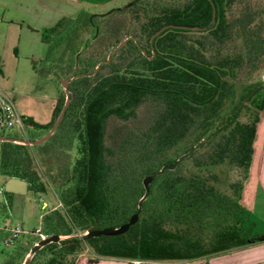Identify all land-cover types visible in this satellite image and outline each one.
<instances>
[{
	"label": "trees",
	"instance_id": "1",
	"mask_svg": "<svg viewBox=\"0 0 264 264\" xmlns=\"http://www.w3.org/2000/svg\"><path fill=\"white\" fill-rule=\"evenodd\" d=\"M119 18L132 19L135 33L129 38L136 43L128 41L88 77L124 40L111 30ZM163 27L168 28L150 41ZM41 40L46 55L31 64L38 78L86 75L68 85L70 104L47 142L33 148L0 143V176L24 182L41 198L49 190L55 195L56 206L41 217L43 236L126 224L144 193L142 180L172 165L179 156L170 152L185 140L191 144L183 154L204 142L174 171L152 180L138 221L125 234L50 244L30 264H74L86 249L92 261L191 262L264 243L240 204L264 109L263 88L246 90L227 111L240 80L264 66V10L236 0H132L105 14L81 11L75 19L63 18L44 30ZM92 46H103V55L91 52ZM145 103L155 108L149 125L120 132L107 145L108 121L135 122ZM63 104L61 91L46 125L25 118L33 131L26 139L47 134ZM186 163L190 169L182 173ZM230 170L238 171L241 181L222 190ZM11 203L4 193L0 211L7 215ZM32 239L1 251L0 264H21L40 240Z\"/></svg>",
	"mask_w": 264,
	"mask_h": 264
},
{
	"label": "crops",
	"instance_id": "2",
	"mask_svg": "<svg viewBox=\"0 0 264 264\" xmlns=\"http://www.w3.org/2000/svg\"><path fill=\"white\" fill-rule=\"evenodd\" d=\"M95 0H0V90L1 82L8 84L18 72L19 66L31 67L32 62L43 60L46 45L42 43V32L53 27L59 20L75 19L81 11L89 13ZM105 2L97 3L104 6ZM12 72H14L12 74ZM4 94V93H3ZM16 107V99H12ZM22 97L17 101H21ZM36 105L43 106L45 101L37 100ZM55 98L50 102L45 116L36 114L35 121L29 114L25 103L23 112L18 113L40 125L50 122L55 106ZM20 104V103H19ZM19 106V105H18ZM20 109V107H19ZM240 204L250 213L254 223L264 225V109L260 114L252 144V159L240 198ZM47 203H43V206ZM255 221V222H254ZM262 235V234H260ZM88 259L79 255L74 264H128V261L113 259ZM163 264V263H150ZM188 264H264V244L234 250L208 259L192 261Z\"/></svg>",
	"mask_w": 264,
	"mask_h": 264
},
{
	"label": "rangeland",
	"instance_id": "3",
	"mask_svg": "<svg viewBox=\"0 0 264 264\" xmlns=\"http://www.w3.org/2000/svg\"><path fill=\"white\" fill-rule=\"evenodd\" d=\"M94 6L89 10V14L91 15H101L105 14L113 9L122 8L130 3L132 0H95ZM105 2L104 6H97V3ZM238 5L243 6L250 4L252 7H257L259 10H264V0H236ZM240 3H243L242 5ZM111 30L113 31V36L119 34L121 38L124 40L129 38V36L135 33V25L132 19L129 18H119L114 24H112ZM107 43L112 45L114 42V38L112 35H107ZM83 38H90L89 34H83ZM114 50V49H113ZM91 52L101 54L104 53L103 46L91 47ZM14 72H12L13 74ZM70 75L67 77L68 79ZM64 79V78H63ZM61 79V80H63ZM61 80L58 81L57 78H48V79H40L38 78L31 67L28 65L26 67L19 66L18 72L13 74L8 84H4L1 82L3 89V93L10 99L15 98L16 101V109L19 112H23L21 109V105L25 103L27 107V115H31L35 121H41L37 119L36 114L45 116L48 113V109L50 106V102L55 98V105L58 99L61 96L62 88L60 86ZM260 85L263 88L264 93V66H262L258 71L253 73L248 78H242L239 84L234 88L235 95L227 104V111L232 107V104L239 103V97L242 94H245L246 90L250 89L253 86ZM63 92V91H62ZM22 97L23 102L17 101L18 98ZM37 100L45 101L43 106L40 107L36 105ZM65 101V98H64ZM20 103V104H19ZM19 105V106H18ZM20 107V109H19ZM55 107V106H54ZM154 106L151 103H145L141 107L137 109V119L135 122L131 123H121L115 119H110L106 126V144L112 145L117 141V134L120 132H124L125 130L132 129L133 127L137 128H146L152 120L154 114ZM226 111V112H227ZM244 111L239 116V119H244ZM52 118V116H51ZM51 121V120H50ZM28 137L33 135V131L27 130ZM35 133V132H34ZM11 135L10 133H4L0 131V135ZM35 135V134H34ZM39 135V134H37ZM204 141V140H202ZM191 144V140L187 139L180 145H178L175 150L170 152V157L174 156H182L183 152L186 148ZM203 144V143H202ZM200 149V148H199ZM198 149V150H199ZM197 150V151H198ZM190 169V164L186 163L181 168V172L185 173L186 170ZM242 175L235 170H230L227 174L226 181L223 183L224 186H221L222 190L227 189V184L232 182H240ZM223 181L225 179H222ZM243 184V183H242ZM0 188L4 190L5 194H9L12 196V203L10 207V212L5 215L4 212L0 211V252H11L12 246L5 249L3 246V240L7 238L9 235L7 233L8 229L19 228L27 232L35 231L40 228L41 225V217L50 209L57 204V200L55 195L51 190H49L48 194L45 198H41L40 196L29 192L26 188L24 182L15 180V179H7L0 176ZM4 200V194L0 195V204H2ZM44 202L50 203L49 205L43 206ZM242 206V205H241ZM243 207V206H242ZM244 208V207H243ZM245 209V208H244ZM246 210V209H245ZM247 211V210H246ZM248 212V211H247ZM250 216V213H249ZM251 219V216H250ZM252 221V220H251ZM255 222V221H254ZM254 233L257 235L264 234V225L261 223H256V227L254 228ZM34 237L29 236H20L15 244L17 245H28L34 239ZM264 244V243H263ZM83 255L88 259H94V255L89 249H86L83 252ZM72 259V258H70ZM192 262V261H191ZM190 262H165L163 264H188Z\"/></svg>",
	"mask_w": 264,
	"mask_h": 264
},
{
	"label": "water",
	"instance_id": "4",
	"mask_svg": "<svg viewBox=\"0 0 264 264\" xmlns=\"http://www.w3.org/2000/svg\"><path fill=\"white\" fill-rule=\"evenodd\" d=\"M209 2H211V0H208ZM212 4V3H211ZM212 22H214V18H215V9L212 5ZM168 27H163L162 29H160L158 32H156L150 41H152L155 37H157L158 35H160V33H162L164 30H166ZM182 29H185L184 27ZM192 30H198V28H194ZM134 41L136 43V40L134 38H127L125 40H123L114 50H112L108 56L106 61L101 62L100 64H98V66L95 68V70L90 74L87 75L88 77H92L94 76L98 70L100 69V67L104 64H107L110 59L111 56L116 53L117 51H119L122 47L125 46V44L128 41ZM86 75H80V76H76L73 77L71 79L68 78H64L63 80H61L60 86L62 88L63 94H64V104L61 108V111L57 117V119L55 120L54 124L52 125L51 129L47 132V134H45L44 136H42L41 138L37 139V140H28V139H22V138H7L4 136H0V143H9V144H14V145H18V146H24V147H28V148H33L36 146H40L42 144H44L45 142H47L49 140V138L54 134V132L56 131L57 127L59 126L69 104H70V93L68 90V85L70 84L71 81L85 77ZM204 141H200L198 144H196L194 147H192L191 149L188 150L187 153H185L184 155L180 156L172 165L170 166H163L156 174H154L153 176H149L146 177L142 180V186H143V190L144 193L142 195V197L139 199L138 203H137V210L136 213L133 214L128 222L118 228H108V229H102V230H94V231H82V232H75L72 235H68V236H60V235H52L49 237H45L43 239H40L38 242H36L35 244H33V246L28 250L27 254L24 256V259L22 261L21 264H30L32 259L34 258V256L37 254V252H39L40 250H42L44 247L50 245V244H59L62 241H66V240H71V239H78V240H89V239H93V238H99V237H116V236H121L123 234H125L128 229L133 226L134 224H136V222L138 221L139 218V214L141 212V208H142V204L146 201V199L148 198L149 195V186L152 182V180L154 178H156L157 176L161 175L162 173H164L165 171H174L176 169V167L179 165V163L187 158H189L195 151H197L202 143Z\"/></svg>",
	"mask_w": 264,
	"mask_h": 264
},
{
	"label": "built area",
	"instance_id": "5",
	"mask_svg": "<svg viewBox=\"0 0 264 264\" xmlns=\"http://www.w3.org/2000/svg\"><path fill=\"white\" fill-rule=\"evenodd\" d=\"M28 126L25 125V117L20 115L15 107L12 99L8 98L0 90V131L4 133H10L20 136L22 139H26ZM4 194V190L0 188V195ZM9 234L7 238L3 240V246L8 248L13 246L15 241L20 236H31L39 239L45 238L40 232V228L32 232H27L19 228L8 229ZM130 264H140L139 262H130Z\"/></svg>",
	"mask_w": 264,
	"mask_h": 264
}]
</instances>
